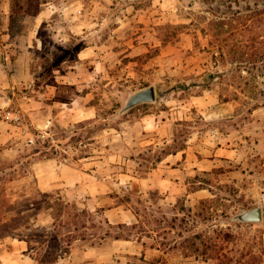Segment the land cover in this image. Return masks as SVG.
I'll list each match as a JSON object with an SVG mask.
<instances>
[{"label": "rangeland", "instance_id": "rangeland-1", "mask_svg": "<svg viewBox=\"0 0 264 264\" xmlns=\"http://www.w3.org/2000/svg\"><path fill=\"white\" fill-rule=\"evenodd\" d=\"M34 1L18 0L12 29L23 36L4 42L13 44L12 51L0 46V78L4 72L23 83L32 80L45 92L36 107L47 123L41 133L17 101L20 121L0 113V236L29 239L42 264L81 256L92 246L109 251L118 234L159 249L164 260L157 264H264V219L232 220L257 206L264 211V0H89V14L41 30L42 49L29 36L39 6ZM89 45L95 52L78 57ZM150 85L156 86V103L119 114L130 94ZM26 87L21 95H33ZM61 99L88 109L67 129L59 123ZM175 111L188 118L176 119L181 115ZM154 113L175 114L170 143L153 151L122 139L119 132L130 122ZM202 135L218 136L226 148L234 144L241 159L199 176L212 193L199 202L185 197L173 207L156 200L151 211L135 191L122 193L121 200L142 208L136 229L110 226L101 210H89L88 199L73 202L72 209L61 190L38 187L39 160L141 154L138 170L145 174L159 156ZM121 264L147 263L129 258Z\"/></svg>", "mask_w": 264, "mask_h": 264}, {"label": "crops", "instance_id": "crops-1", "mask_svg": "<svg viewBox=\"0 0 264 264\" xmlns=\"http://www.w3.org/2000/svg\"><path fill=\"white\" fill-rule=\"evenodd\" d=\"M88 1H34L39 6L32 15L34 26L29 35L33 46L35 44L38 49L44 47L46 37L41 30L48 23L65 18L73 21L89 14L85 9ZM99 2L96 1V4L102 3ZM17 5L18 0H0V46L5 51H12L13 44H4L7 39L23 36L21 33H14L12 29ZM95 50L96 46H86L78 53V57L89 55L90 51L95 52ZM61 62L64 64L68 60L62 59ZM5 67L9 70L10 63ZM25 81L23 83L21 78L10 77L8 73L4 74L3 72L0 78V109L17 108L16 101L20 102L25 108L23 112H29V116L32 117V125L44 133L47 121L40 116L41 111H37L36 98L44 96L45 92L40 91L32 80ZM24 86H27L26 89L32 91L33 95L29 96L25 92L24 95H21L20 91ZM74 103L76 104L77 101L59 100L61 105L59 114L63 117L59 123H62L61 125L65 129L71 126V123L81 121L77 118L81 117L82 112L88 111L85 107L80 110L79 107L72 105ZM175 113L181 115L176 119L188 118V112L175 111ZM174 119L175 114L173 113L161 116V118L156 113L149 114L141 117L140 120L130 122L127 129L119 133L129 145H137L138 142L141 147L154 151L173 140L174 135L170 127L174 126L172 123ZM204 139L205 135H202L201 138H191L183 150L167 153L161 159L158 157L145 174L139 173L138 170L141 168V163L138 162L141 154L127 157L124 154L115 153L98 159L84 157L73 163L58 161L57 158L39 160L34 165L38 176V187L45 192L61 190L64 197L70 202L88 199L92 202L89 210L92 212L101 210L111 225L136 226L134 228L136 229L142 222V208L133 205L126 199L121 200L122 193L135 191L141 199L146 201L145 207L151 211L154 209L156 200L173 207L177 206L185 197L192 199L193 203L199 202L201 199L212 196L210 189L200 186L199 176L218 170L224 162L241 159L239 149L234 144L226 148L220 145L218 136ZM107 166H109L110 172H106ZM114 168L117 171L111 170ZM111 238L112 248L109 251L97 252V248L92 246L83 255L71 254L58 264H121L122 260L129 258H135L147 264H157L164 260L162 257L164 255L156 253L160 251L159 249L148 246L140 238L135 236L132 238ZM34 250L35 248L27 238L0 236V264H42L41 260L35 257Z\"/></svg>", "mask_w": 264, "mask_h": 264}, {"label": "water", "instance_id": "water-1", "mask_svg": "<svg viewBox=\"0 0 264 264\" xmlns=\"http://www.w3.org/2000/svg\"><path fill=\"white\" fill-rule=\"evenodd\" d=\"M157 102V90L155 85H150L130 94L119 114L123 115L132 109ZM264 219V211L261 206L243 210L233 216L232 220L240 224H259Z\"/></svg>", "mask_w": 264, "mask_h": 264}, {"label": "trees", "instance_id": "trees-1", "mask_svg": "<svg viewBox=\"0 0 264 264\" xmlns=\"http://www.w3.org/2000/svg\"><path fill=\"white\" fill-rule=\"evenodd\" d=\"M185 148V146H183V147H181L180 149H177V150H183ZM168 153H173V151H169ZM163 157V155L162 156H159V158L158 159H161ZM207 200V199H206ZM70 208H72V209H77V206L75 205V204H73V202H70ZM85 214H87V212L86 211H83V213H77L76 214V216L77 217H79L78 215H85ZM77 220L79 221V218H77ZM108 224L110 225V226H112V227H116V226H113V225H111L109 222H108ZM121 226H124V225H120V226H118L119 228L121 227ZM136 226H134V227H132V228H135ZM83 228L84 229H90V227H88V226H86V224H84V226H83ZM77 230V229H76ZM79 231V230H78ZM74 233V231H70L69 232V234H68V238H69V240L70 239H72V237H71V235L70 234H73ZM107 235L109 236V233H107ZM71 237V238H70ZM123 236H121V234H118V235H116L115 236V238H122ZM74 238H76V237H74ZM73 238V239H74ZM125 238H129V237H125ZM82 239H85V237H82ZM46 240H51V237L50 238H46ZM69 242H71V241H69ZM261 261H263L264 262V260H261Z\"/></svg>", "mask_w": 264, "mask_h": 264}, {"label": "built area", "instance_id": "built-area-1", "mask_svg": "<svg viewBox=\"0 0 264 264\" xmlns=\"http://www.w3.org/2000/svg\"><path fill=\"white\" fill-rule=\"evenodd\" d=\"M0 113L5 117V119L12 120V121H20L21 116L19 110L15 107L8 108L6 110H0Z\"/></svg>", "mask_w": 264, "mask_h": 264}]
</instances>
